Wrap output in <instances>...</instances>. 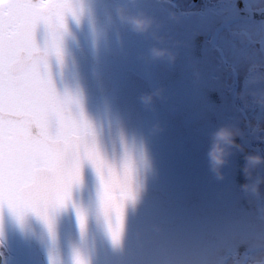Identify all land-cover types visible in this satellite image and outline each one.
<instances>
[{"label": "flooded vegetation", "instance_id": "1", "mask_svg": "<svg viewBox=\"0 0 264 264\" xmlns=\"http://www.w3.org/2000/svg\"><path fill=\"white\" fill-rule=\"evenodd\" d=\"M44 2L0 0V20L14 3ZM72 2L77 17L38 22L36 50L22 54L19 190L29 196L56 144L132 119L123 171L89 170L59 189L35 231V213L24 224L0 205V264H73L74 250L88 264H264V3ZM31 20L29 9L22 32ZM102 178L112 193L103 207Z\"/></svg>", "mask_w": 264, "mask_h": 264}, {"label": "snow or ice", "instance_id": "2", "mask_svg": "<svg viewBox=\"0 0 264 264\" xmlns=\"http://www.w3.org/2000/svg\"><path fill=\"white\" fill-rule=\"evenodd\" d=\"M32 10L30 26L23 32L18 21L26 12ZM77 17V9L72 0H45L39 5L12 4L10 11L0 20V155H2L4 190L0 191V205L7 203L18 221H22L29 211L41 216L46 222V211L39 203L19 190V173L22 164L21 141L27 135L22 129L18 117L24 115V95L29 82L24 52L35 51L32 31L35 25L44 21L51 26V17L55 24L63 28L65 17ZM58 50V49H57ZM78 178L77 170L70 172L68 182ZM112 199L108 184L101 181V204ZM59 203H63L62 199ZM109 238L114 247L121 241V228L109 226ZM73 264H88L78 250H74Z\"/></svg>", "mask_w": 264, "mask_h": 264}, {"label": "water", "instance_id": "3", "mask_svg": "<svg viewBox=\"0 0 264 264\" xmlns=\"http://www.w3.org/2000/svg\"><path fill=\"white\" fill-rule=\"evenodd\" d=\"M264 17V13L260 14ZM128 104V116L138 118ZM135 115V116H134ZM136 120L128 119L118 127H112L102 135L73 138L67 143L56 144L54 148L53 166L48 170H39L35 174V182L29 194L34 198L46 214L51 208L53 197L59 189L76 185L87 171L100 172L114 179L122 174L121 155L128 139V128ZM77 170L78 178L68 182L70 172ZM48 217V214H47ZM32 220L31 231L45 220L37 214L29 217ZM25 224V220L23 218Z\"/></svg>", "mask_w": 264, "mask_h": 264}, {"label": "rangeland", "instance_id": "4", "mask_svg": "<svg viewBox=\"0 0 264 264\" xmlns=\"http://www.w3.org/2000/svg\"><path fill=\"white\" fill-rule=\"evenodd\" d=\"M257 6L261 5V3H264V0H255ZM263 27V28H262ZM257 36L258 38H261L263 36H261L264 33V26H259L257 25V30H256ZM264 82V81H263ZM99 241V240H98ZM177 243V241H175Z\"/></svg>", "mask_w": 264, "mask_h": 264}, {"label": "clouds", "instance_id": "5", "mask_svg": "<svg viewBox=\"0 0 264 264\" xmlns=\"http://www.w3.org/2000/svg\"><path fill=\"white\" fill-rule=\"evenodd\" d=\"M156 54H157V55H162L163 53H162V52H157ZM222 135H223V133H222ZM214 159L216 160L217 163L220 162V158H219V156H215ZM251 159L258 160L259 157H252Z\"/></svg>", "mask_w": 264, "mask_h": 264}]
</instances>
